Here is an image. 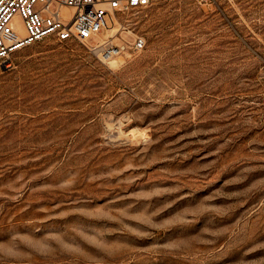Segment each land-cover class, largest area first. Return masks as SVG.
Masks as SVG:
<instances>
[{
  "label": "rangeland",
  "instance_id": "obj_1",
  "mask_svg": "<svg viewBox=\"0 0 264 264\" xmlns=\"http://www.w3.org/2000/svg\"><path fill=\"white\" fill-rule=\"evenodd\" d=\"M115 16L0 64V264H264V0Z\"/></svg>",
  "mask_w": 264,
  "mask_h": 264
},
{
  "label": "built area",
  "instance_id": "obj_2",
  "mask_svg": "<svg viewBox=\"0 0 264 264\" xmlns=\"http://www.w3.org/2000/svg\"><path fill=\"white\" fill-rule=\"evenodd\" d=\"M151 0H0V64L27 45L52 39L80 40L101 60L125 52H137L146 45L136 36L130 46L101 37L115 24V14L147 6ZM107 18L111 25H108ZM97 37L98 41H92Z\"/></svg>",
  "mask_w": 264,
  "mask_h": 264
},
{
  "label": "bare ground",
  "instance_id": "obj_3",
  "mask_svg": "<svg viewBox=\"0 0 264 264\" xmlns=\"http://www.w3.org/2000/svg\"><path fill=\"white\" fill-rule=\"evenodd\" d=\"M114 18H115V22H118V19H117V17L116 16H114ZM114 31V29L113 28H109L108 29V32L107 33H105V34H103V35H101V37H110V36H107V35H112V32ZM116 31V30H115ZM114 31V32H115ZM110 32V33H109ZM116 61H112V63H115Z\"/></svg>",
  "mask_w": 264,
  "mask_h": 264
}]
</instances>
